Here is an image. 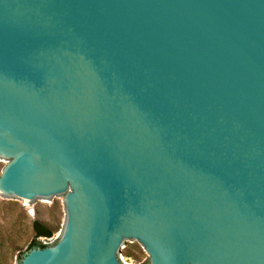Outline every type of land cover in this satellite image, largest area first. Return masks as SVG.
<instances>
[{"label": "water", "instance_id": "obj_1", "mask_svg": "<svg viewBox=\"0 0 264 264\" xmlns=\"http://www.w3.org/2000/svg\"><path fill=\"white\" fill-rule=\"evenodd\" d=\"M0 158L19 264H264V0H0Z\"/></svg>", "mask_w": 264, "mask_h": 264}, {"label": "rangeland", "instance_id": "obj_2", "mask_svg": "<svg viewBox=\"0 0 264 264\" xmlns=\"http://www.w3.org/2000/svg\"><path fill=\"white\" fill-rule=\"evenodd\" d=\"M6 162L0 158V177ZM65 200L66 197L35 204L0 194V264H19L33 238L31 228L33 221L56 229L51 240L58 241L63 236L67 223ZM126 252H130L132 257L126 258L124 256ZM119 255L126 264L150 263L148 253L137 241H130Z\"/></svg>", "mask_w": 264, "mask_h": 264}, {"label": "trees", "instance_id": "obj_3", "mask_svg": "<svg viewBox=\"0 0 264 264\" xmlns=\"http://www.w3.org/2000/svg\"><path fill=\"white\" fill-rule=\"evenodd\" d=\"M31 228L33 232V238L29 243V245L27 246V251L33 248H40V249L46 248L47 246L42 245L38 241V238H46V239L51 238L56 231V229H51L48 226L38 221H33ZM124 256L126 258H130L132 257V254L130 252H126ZM20 257H22V255Z\"/></svg>", "mask_w": 264, "mask_h": 264}, {"label": "built area", "instance_id": "obj_4", "mask_svg": "<svg viewBox=\"0 0 264 264\" xmlns=\"http://www.w3.org/2000/svg\"><path fill=\"white\" fill-rule=\"evenodd\" d=\"M38 241L42 245H45V246H49V245H51V244H53L55 242V241H52L51 238H48V239H46V238H39ZM119 256H120V262H121V264H126L125 263V260L123 259V257L121 255H119Z\"/></svg>", "mask_w": 264, "mask_h": 264}, {"label": "bare ground", "instance_id": "obj_5", "mask_svg": "<svg viewBox=\"0 0 264 264\" xmlns=\"http://www.w3.org/2000/svg\"><path fill=\"white\" fill-rule=\"evenodd\" d=\"M1 189V188H0ZM0 192H1V190H0Z\"/></svg>", "mask_w": 264, "mask_h": 264}]
</instances>
